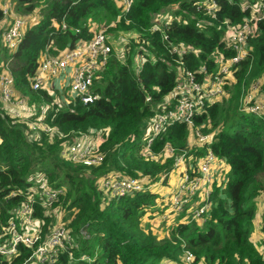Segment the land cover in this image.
Returning a JSON list of instances; mask_svg holds the SVG:
<instances>
[{"label": "trees", "instance_id": "trees-1", "mask_svg": "<svg viewBox=\"0 0 264 264\" xmlns=\"http://www.w3.org/2000/svg\"><path fill=\"white\" fill-rule=\"evenodd\" d=\"M118 1L12 0L17 14L28 17L14 50L0 40V76L7 72L12 78V103L24 98L33 107L32 121L49 105L46 124L63 133L100 138L98 151L104 158L96 166L69 161L63 154L68 142L56 136L49 139L44 132L34 134L31 121L15 116L14 106L2 101L0 88V227L15 207L31 201L43 233L67 230L68 249L59 253L55 264H263L264 240L261 245L254 242L251 233L264 196V118L240 107L251 84L264 78V18L248 41L249 57L235 66L226 95L201 108L193 117L195 126L167 127L153 139L147 154L146 129L175 85V60L180 58L191 71L215 72L216 58L232 55L220 21L240 22L250 13L242 9L241 0H217L218 20L210 25L206 22L210 17L196 9L200 0H133L122 13ZM103 19L115 22L109 29L113 36H108L112 50L95 83L98 99L85 105L66 96L60 107L52 98L67 87L33 90L31 77L43 53L55 54L88 41L94 35L90 23ZM8 22L0 9V36ZM155 25L161 30H153ZM113 40H122L123 49L114 47ZM176 45L185 46L186 53H171ZM128 47V58H122ZM260 93L264 96L263 83ZM211 132L210 143L196 145L199 134ZM208 149L228 170L222 173L225 176L217 171L220 177L213 178L207 195L209 208L191 219L190 211L204 204L202 197L195 196L182 211H174L154 184L162 178L160 187L168 183L178 169L177 155L191 156L195 167ZM113 176L147 179L142 190L112 195L102 181ZM42 184L61 191L47 214L32 192ZM148 184L155 187L147 188ZM166 213L171 214L170 222L163 218ZM155 219L161 221L157 226L152 224ZM159 227L165 230L163 238L153 231H162ZM259 231L264 232V223ZM20 252L11 260L0 258V264H20L31 251L20 246ZM187 252L192 255L189 262Z\"/></svg>", "mask_w": 264, "mask_h": 264}, {"label": "built area", "instance_id": "built-area-1", "mask_svg": "<svg viewBox=\"0 0 264 264\" xmlns=\"http://www.w3.org/2000/svg\"><path fill=\"white\" fill-rule=\"evenodd\" d=\"M133 0H121L122 11L127 12ZM196 9L205 11L213 20H218L217 13L219 3L217 0H200L196 3ZM243 10H248V19L235 22L232 19L224 18L220 21L221 28L225 35L226 47L232 55H220L216 58L217 70L215 72H195L183 67L180 58L176 59V82L173 89L166 95L163 102L149 121L146 132L149 134L145 152L151 153L150 144L153 139L159 136L167 127L175 124L193 125V117L208 102L220 100L226 95V87L233 80L235 66L249 57L248 41L255 36L257 22L264 18V0H241ZM2 14L9 19L7 26L1 33V39L9 50H14L21 37L25 17L15 13L12 0H0ZM169 19H165L164 25H168ZM153 30H161L160 25L153 26ZM165 39L166 35L163 36ZM111 45L105 29L94 33L88 41H79L73 48L64 49L55 54L48 51L43 53L39 60L38 67L31 77L33 90L44 87L53 88L55 83L67 87L71 97L78 99L81 103L88 105L98 99L94 92L95 83L99 78L104 66L107 64L111 53ZM185 46H175L169 49L171 53L179 56L186 53ZM12 78L6 72L0 76L1 99L5 103L14 106V115L22 117L26 110V101L17 97L12 103ZM260 81L256 80L251 84L246 93L241 97V111L254 114L264 118V96L260 93ZM15 105H18L16 107ZM45 109L41 111L34 121H31L32 131L42 130L53 131L58 135L61 132L56 127L45 123ZM42 128V129H41ZM214 133L199 134L198 141L201 143L212 141ZM98 139L86 133H80L67 143L63 151L65 157L75 164L85 166L99 165L104 155L98 151ZM168 153L173 154V148H166ZM184 155H177V167L183 168L178 172L179 180L167 200L172 204L171 209L182 211L191 199L195 196L202 197L204 204L190 211V218L199 217L200 214L209 208L207 195L213 182V174L216 167L222 162L216 158L213 152L208 151L201 156L196 166L189 164L184 166ZM190 157L185 158L186 160ZM142 178L108 177L102 181V185L112 195H124L132 191L142 190L146 182ZM160 181V180H159ZM157 183V182H156ZM154 184L155 186L158 184ZM160 184V183H159ZM150 184H148L147 188ZM34 195L38 197L39 204L44 207V213L49 211L53 202L58 198L60 190L49 189L45 184L40 187L34 186ZM40 222L33 216V205L31 201L15 207L12 216L6 224L0 227V258L11 260L21 254L20 246L30 248V254L20 264H55L59 253L68 249L67 230L65 227L52 228L49 232H42ZM82 233H85L83 231ZM85 235V234H84ZM264 264V245L260 247ZM192 255L186 253V261L189 262Z\"/></svg>", "mask_w": 264, "mask_h": 264}, {"label": "rangeland", "instance_id": "rangeland-1", "mask_svg": "<svg viewBox=\"0 0 264 264\" xmlns=\"http://www.w3.org/2000/svg\"><path fill=\"white\" fill-rule=\"evenodd\" d=\"M121 4V3H120ZM119 4V1L117 2V6H119L118 8H119V10H120V12L122 13V10H121V5ZM15 6H16V3H15ZM198 10V9H197ZM15 11H16V13H19V11H17V9H15ZM34 12H35V14L36 15H39V11H37V10H34ZM198 12H200L201 14H202V16L203 17H205L206 18V13H205V11H201V10H198ZM161 13H164V11H162ZM27 14H24L23 16L25 17ZM161 15H163V14H161ZM119 17H120V14H118L117 15V17H116V20H118L119 19ZM26 18H28V17H26ZM29 18H33V15L31 16H29ZM206 21V20H205ZM106 19H105V21H104V19H103V21H102V23H95V22H91L90 23V25H89V27H90V30L93 32V34L94 33H96L97 31H99L100 29H105V32H106V34L109 36V37H111V36H113V34L111 33V32H109V29H110V26H112L113 24H114V22H115V20H114V22L112 21V22H106ZM208 24H210V25H214V21H213V19L212 18H207V21H206ZM104 23V24H103ZM120 35H122L121 33H120ZM1 37V36H0ZM223 37L225 38V35H223ZM125 37H123V39H124ZM1 39V38H0ZM128 42H129V40H127ZM120 42H122V40H120ZM120 42H117V41H114L113 40V43H114V47H116V48H118V49H120V50H122L123 49V47H122V45L121 44H119ZM124 43V45L123 46H125V43L126 42H123ZM115 48V49H116ZM117 50V49H116ZM120 50H118V51H120ZM127 53H125L123 56H122V58L123 57H125V58H128V56H129V52H130V47H128V49H127ZM137 61H140V58H137ZM138 66H140V65H138ZM175 66H179V64L178 63H176L175 64ZM215 69H217V64H216V68ZM98 83V82H97ZM54 86H56V85H54ZM51 91L53 90V89H50ZM60 90V89H59ZM57 91V90H56ZM60 92V93H59ZM58 94H55V96H53V98H52V101L53 102H56L57 103V106H60V107H62V106H64L63 105V102H66V96H69V91H58L57 92ZM71 98V97H70ZM166 101V97H164L163 98V100H162V103L163 102H165ZM16 107H18V105H15ZM47 107H48V109H49V105H46ZM46 106H44V108H45V110L47 109V107ZM24 107H25V111L23 112V113H25L24 115H23V117L26 119V120H28V121H32L31 120V118H33V114L31 115V113L33 112V110H32V108L33 107H31V106H28V103H26L25 105H24ZM32 116V117H31ZM47 125H49L48 123H47ZM49 126H52V125H49ZM194 126H195V124H194ZM194 128V127H193ZM42 129V128H41ZM36 133H34V134H36V135H40V133L41 132H44L45 134H46V136L49 138V139H52L54 136H56L58 139H65L64 140V143H66V142H70L73 138H75L78 134H80V133H77V132H68V133H63V132H61V135H58V134H56V133H53V131H49V132H46V131H43V129L42 130H37V131H35ZM212 133V132H211ZM31 134H33V133H31ZM262 134H263V137H264V130L262 131ZM98 142H99V144H100V142H101V139L99 138L98 139ZM63 143V142H62ZM196 145H199L200 146V142L199 141H196ZM183 164H184V166L185 167H187L189 164H191L192 162H191V156H190V158L189 159H185V158H183ZM75 164V163H74ZM75 165H77V164H75ZM78 165H83V164H78ZM225 164L224 163H221L219 166H217L216 167V171L214 172V174H213V177H215V176H217V177H220L218 174H217V171H218V173L219 174H221L222 176H225V175H223L222 173H225L226 172V170H227V168L224 166ZM182 167L180 166L174 173H173V175L174 176H177V181L179 180V176L177 175L178 174V172L179 171H182ZM164 178H162L160 181H157V183L156 184H158L157 186L158 187H160V185H159V183H161L162 182V180H163ZM223 179V178H222ZM175 182H176V180H175V178L174 177H172V179H168V183H166L165 184V186H161L160 188H156V191L157 190H159L160 191V193H161V195H163V194H165V193H167V191H170V192H172L173 190H174V187H175ZM149 187H155L154 185H151V186H149ZM163 193V194H162ZM264 198V196L262 197V199ZM166 200V199H165ZM264 204V199L263 200H261L260 201V205H263ZM260 209H261V206H259L258 207V212H260ZM261 211H264V210H262L261 209ZM49 211H47L46 212V214L48 213ZM164 219L166 218L167 219V221L168 222H170L171 221V214L170 213H166L165 214V216L163 217ZM263 220H261L260 222H259V224L258 225H256V227L254 226V231H253V233H252V237L251 238H254V236L257 238V236H259L258 235V231H259V229L261 228V222H262ZM159 223H161V221L160 220H158V219H155L153 222H152V224L154 225V226H157ZM165 226V225H164ZM158 229H161L162 231H157L155 228H153V231L158 235V237L159 238H163V236H165V230L164 229H162L161 227H159ZM83 234H85V233H83ZM261 236H262V238L264 237V232L262 231V233H261ZM86 237H88V235L86 234Z\"/></svg>", "mask_w": 264, "mask_h": 264}, {"label": "crops", "instance_id": "crops-1", "mask_svg": "<svg viewBox=\"0 0 264 264\" xmlns=\"http://www.w3.org/2000/svg\"><path fill=\"white\" fill-rule=\"evenodd\" d=\"M1 40V39H0ZM258 81H260V84H264V78H260V79H258ZM55 85L58 87V88H62V86H60L59 84H57V83H55ZM263 93V92H262ZM69 96H70V94H69ZM226 168H227V166L226 165H224ZM227 170H228V168H227ZM226 170V171H227ZM172 177H174L175 178V180H176V182H175V186L177 185V176H174L173 174H171L170 175V179H172ZM158 188H160V187H158ZM158 192H160L159 190H157ZM171 191V190H170ZM170 191H167V193H165V194H163V196L164 197H166V199L168 198V196L170 195ZM264 199V198H263ZM262 199V200H263ZM259 206H261V209L262 210H264V204L263 205H260V202L258 203V207ZM261 209H260V212H258V209H257V213H256V217H255V220H254V226L256 227V225H258L259 224V222L261 221V220H263L262 222H261V225H262V223H264V211H261ZM260 230V229H259ZM254 231V230H253ZM253 233V232H252ZM252 233H251V237H252ZM258 233V235L259 236H257V238L254 236V238H252V240L254 241V242H256V243H259L260 245L262 244V241L264 240V237L262 238V236H261V233H262V231H258L257 232ZM262 245H264V244H262Z\"/></svg>", "mask_w": 264, "mask_h": 264}]
</instances>
